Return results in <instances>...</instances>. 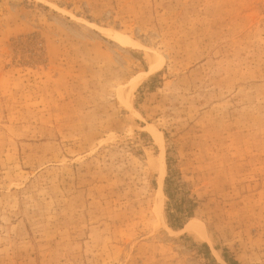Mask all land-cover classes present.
Instances as JSON below:
<instances>
[{"label": "rangeland", "instance_id": "374dc122", "mask_svg": "<svg viewBox=\"0 0 264 264\" xmlns=\"http://www.w3.org/2000/svg\"><path fill=\"white\" fill-rule=\"evenodd\" d=\"M0 264H264V0H0Z\"/></svg>", "mask_w": 264, "mask_h": 264}, {"label": "bare ground", "instance_id": "6f19581e", "mask_svg": "<svg viewBox=\"0 0 264 264\" xmlns=\"http://www.w3.org/2000/svg\"><path fill=\"white\" fill-rule=\"evenodd\" d=\"M57 11L68 15L66 12H64L61 9L55 8ZM83 24H85L86 26H88L91 29H95L98 30L103 36L107 37L108 39L123 45V46H135L136 44L132 41H128V40H124L122 38L116 37L115 34L107 29H98L95 25L93 24H89L85 21H81ZM149 56H150V60H151V69L150 70H154L155 68L160 69L163 64H164V60L161 59V57L156 54L155 52H149ZM138 87V82L137 80L132 82V84L129 87L128 92H126L124 94V100L123 103L126 106V108L130 111H133L137 116H139L133 108L132 105V99H133V95L136 91ZM148 129L149 132L153 135V137L155 138L156 142L158 143L160 149H161V153H160V171H159V177H158V184L160 187V193L161 195H163L164 197H166L165 192L162 190V185H163V177H164V172H165V161H164V154H163V139H162V134L153 126V125H148Z\"/></svg>", "mask_w": 264, "mask_h": 264}, {"label": "trees", "instance_id": "16d2710c", "mask_svg": "<svg viewBox=\"0 0 264 264\" xmlns=\"http://www.w3.org/2000/svg\"><path fill=\"white\" fill-rule=\"evenodd\" d=\"M166 193L168 194V197L170 198V199H172L173 198V195H172V193H170V191H169V184H168V181H166ZM173 200V199H172Z\"/></svg>", "mask_w": 264, "mask_h": 264}]
</instances>
